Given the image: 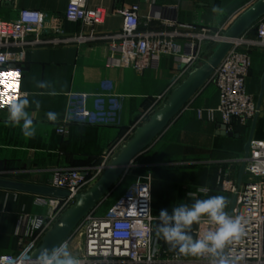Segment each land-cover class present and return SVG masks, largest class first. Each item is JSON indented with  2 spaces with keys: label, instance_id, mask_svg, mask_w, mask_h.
I'll return each mask as SVG.
<instances>
[{
  "label": "crops",
  "instance_id": "obj_1",
  "mask_svg": "<svg viewBox=\"0 0 264 264\" xmlns=\"http://www.w3.org/2000/svg\"><path fill=\"white\" fill-rule=\"evenodd\" d=\"M68 1L5 0L0 18L13 20L20 10H39L49 17H58L65 36L91 31L102 36L120 32L123 18L116 11L137 4L141 31L165 30L164 20L216 29L229 27L257 0H89V7H103L107 11L104 22L93 28L65 20ZM214 6L220 11L214 12ZM255 29L256 25L245 35L254 36ZM46 36L53 37L52 31ZM250 54L252 66L247 84L258 102L264 74V47H254ZM118 57L119 51L103 38L84 44H46L26 49L21 63L23 91H39L35 88V77L52 82L56 95L35 96L41 108L34 112L37 134L31 139L25 138L19 127L6 123L7 110L0 111V178L51 185L55 170L85 169L95 164L126 136L181 68L175 57L166 55L161 57L158 68L137 72L120 67ZM218 101L216 86L204 85L189 101L191 109L180 112L134 159V166L118 192L122 193L135 176L151 174L155 217L162 209L171 212L179 203H191L190 192L206 198L197 191L201 186L209 189L208 195L227 197L230 212L233 195L223 190L218 180L229 178L239 183L252 123L243 126L234 122L230 135L223 133L219 115L213 122L197 117L195 108L215 107ZM48 111L59 114L56 123L46 119ZM60 126L66 127L64 134L57 132ZM253 138L264 140V93ZM245 177L243 174L240 182ZM53 199L0 189V254L19 252L20 238L29 233L31 220L35 216H47ZM196 227L193 225V232Z\"/></svg>",
  "mask_w": 264,
  "mask_h": 264
},
{
  "label": "built area",
  "instance_id": "obj_2",
  "mask_svg": "<svg viewBox=\"0 0 264 264\" xmlns=\"http://www.w3.org/2000/svg\"><path fill=\"white\" fill-rule=\"evenodd\" d=\"M88 1L69 0L65 20L81 22L92 28L102 24L107 11L103 7H89ZM4 2L0 0V9ZM139 11L137 4L117 10L116 13L123 18L122 30L102 36L95 35L94 31L65 36L60 19L49 17L39 10H20L13 20L0 18V111L7 110L6 104L24 92L21 63L30 46L72 42L84 44L103 38L112 49L119 51L120 67L132 68L137 72L156 69L161 57L166 55L175 57L181 64L166 90L155 98L126 136L111 146L98 162L85 169L68 168L53 172L51 186L67 190L70 195L64 199H53L52 210L47 216H35L30 222L27 237L23 235L20 238L19 252L0 254V264H30L31 253L74 205V196L87 191L100 179L120 147L164 104L188 74L205 61L207 50L224 39V32L228 28L214 29L202 24L182 25L164 20L162 24L165 30L141 31ZM49 31L53 33L51 38L46 36ZM254 47H264V18L257 22L254 36L244 34L232 41L231 49L208 81L218 90V104L215 107L195 108L199 119L213 122L219 115L226 131H232L234 122L243 126L252 123L258 112L257 100L248 90L247 78L252 66L250 50ZM14 85L16 87H11ZM190 107L188 102L181 112ZM57 132L64 134L66 127L60 126ZM133 166L134 161L65 239L69 241L73 254L83 264H209L207 256L183 255L155 238L154 228L158 221L152 212L151 174L135 176L124 191L112 199L124 185ZM244 174L246 177L240 183L229 178L218 180L223 190L236 195L232 216L240 217L244 226L241 239L229 244L225 252L232 256L234 264H264V140H251ZM211 227L205 218L197 225L193 235H202Z\"/></svg>",
  "mask_w": 264,
  "mask_h": 264
},
{
  "label": "water",
  "instance_id": "obj_3",
  "mask_svg": "<svg viewBox=\"0 0 264 264\" xmlns=\"http://www.w3.org/2000/svg\"><path fill=\"white\" fill-rule=\"evenodd\" d=\"M262 18H264V0H257L232 22L224 32V39L214 46L206 60L188 74L187 78L172 91L164 104L152 114L147 122L139 126L133 136L120 147L100 179L87 191L74 196V205L61 216L54 227L45 235L40 246L31 253L30 264H34L35 257L39 255L41 250L53 248L72 233L86 213L123 177L134 159L150 146L184 106L208 83L215 69L231 49L232 41L243 36ZM263 93L264 74L261 79V92L257 102L258 112L252 121L250 135L244 147L245 154L240 170L239 183L245 173V158L248 157L250 142L254 136ZM222 131L224 134L232 135V132L226 131V126H222ZM0 189L43 195L56 199H64L70 195L67 190L51 185H38L5 178H0ZM235 204L236 195L233 196L230 215H233Z\"/></svg>",
  "mask_w": 264,
  "mask_h": 264
},
{
  "label": "clouds",
  "instance_id": "obj_4",
  "mask_svg": "<svg viewBox=\"0 0 264 264\" xmlns=\"http://www.w3.org/2000/svg\"><path fill=\"white\" fill-rule=\"evenodd\" d=\"M213 11L219 12L220 9L214 6ZM33 80L38 92H22L16 99L6 104V123L19 127L23 136L29 139L37 134L34 112L41 108V102L35 96L56 95L52 82L36 80L35 77ZM45 115L51 123H56L59 119V114L54 111H48ZM197 191L206 198H198L195 193L190 192L188 197L191 203H179L171 212L167 209L160 211L155 217L158 221L154 228L155 238L164 240L170 248L183 255L207 256L209 264H234L232 256L226 253L225 249L229 244L241 239L244 233L241 218L229 214L227 197L208 195L209 189L206 186L199 187ZM205 218L213 227L202 235L194 236L193 225H199ZM34 264H83V262L73 254L69 241L64 240L51 249L41 250L35 257Z\"/></svg>",
  "mask_w": 264,
  "mask_h": 264
},
{
  "label": "rangeland",
  "instance_id": "obj_5",
  "mask_svg": "<svg viewBox=\"0 0 264 264\" xmlns=\"http://www.w3.org/2000/svg\"><path fill=\"white\" fill-rule=\"evenodd\" d=\"M208 51V50H207ZM211 54L210 50L208 51V55ZM211 84V83H210ZM211 86V85H210ZM155 100V99H154ZM162 106V105H161ZM160 106V107H161ZM131 176V175H130ZM119 194H121V192H117L116 195L112 196V199L114 200L117 196H119ZM109 204V203H108Z\"/></svg>",
  "mask_w": 264,
  "mask_h": 264
},
{
  "label": "snow or ice",
  "instance_id": "obj_6",
  "mask_svg": "<svg viewBox=\"0 0 264 264\" xmlns=\"http://www.w3.org/2000/svg\"><path fill=\"white\" fill-rule=\"evenodd\" d=\"M11 87H16L15 85L14 86H11ZM11 98H9V100H10Z\"/></svg>",
  "mask_w": 264,
  "mask_h": 264
},
{
  "label": "trees",
  "instance_id": "obj_7",
  "mask_svg": "<svg viewBox=\"0 0 264 264\" xmlns=\"http://www.w3.org/2000/svg\"><path fill=\"white\" fill-rule=\"evenodd\" d=\"M256 24H257V23H256ZM256 24H255V25H256ZM213 48H214V47H213ZM213 48H212V49H213ZM91 165H92V164H91Z\"/></svg>",
  "mask_w": 264,
  "mask_h": 264
}]
</instances>
